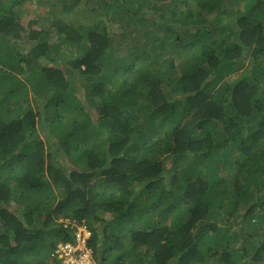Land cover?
<instances>
[{"label":"trees","instance_id":"trees-1","mask_svg":"<svg viewBox=\"0 0 264 264\" xmlns=\"http://www.w3.org/2000/svg\"><path fill=\"white\" fill-rule=\"evenodd\" d=\"M66 218L97 264H264V0H0V264Z\"/></svg>","mask_w":264,"mask_h":264},{"label":"built area","instance_id":"built-area-1","mask_svg":"<svg viewBox=\"0 0 264 264\" xmlns=\"http://www.w3.org/2000/svg\"><path fill=\"white\" fill-rule=\"evenodd\" d=\"M63 227L72 230L73 241H62L55 246L52 257L55 258L56 264H97L87 246V240L91 235L87 224L65 219Z\"/></svg>","mask_w":264,"mask_h":264},{"label":"rangeland","instance_id":"rangeland-1","mask_svg":"<svg viewBox=\"0 0 264 264\" xmlns=\"http://www.w3.org/2000/svg\"><path fill=\"white\" fill-rule=\"evenodd\" d=\"M93 3V2H92ZM52 7L51 6H48V10H50ZM151 11V9L150 10H148V12H150ZM39 12H41V11H39ZM97 13H101V11H99V12H97ZM151 13H152V11L149 13V15H148V17L149 16H151ZM53 36L54 35H50L49 36V38H48V40H50L51 38H53ZM34 41H36V40H34ZM34 41H31V42H28V43H26L25 41H22V42H20V41H18L17 42V44H18V47H20L22 50H23V52H25V50H27V48L28 47H30V46H32L33 44H34ZM53 41V40H52ZM29 98L27 99L28 100V102H31V97H30V95L28 96ZM38 140L39 141H43L44 140V137L41 135V134H39V137H38ZM66 158V157H65ZM65 158L63 157V159L65 160ZM57 166H59V162H58V159H57ZM59 221V219H57V222ZM249 229V228H248ZM250 230V229H249Z\"/></svg>","mask_w":264,"mask_h":264},{"label":"clouds","instance_id":"clouds-1","mask_svg":"<svg viewBox=\"0 0 264 264\" xmlns=\"http://www.w3.org/2000/svg\"><path fill=\"white\" fill-rule=\"evenodd\" d=\"M66 219H68V218H66ZM59 221H62V219H60ZM90 230V229H89ZM91 231V230H90ZM92 233V232H91ZM91 236V235H90ZM64 241H66V240H64ZM70 241V240H69ZM60 242H62V241H59V242H57L56 243V245L55 246H57V244L58 243H60ZM88 246V245H87ZM55 248V247H54ZM53 248V249H54ZM89 249H90V247H88ZM91 250V249H90ZM53 251V250H52ZM52 251H51V253H50V255H49V259H50V264H56V260H55V258H53L52 257ZM91 257H92V259L96 262V260L94 259V256L93 255H91ZM97 263V262H96ZM49 264V263H48Z\"/></svg>","mask_w":264,"mask_h":264}]
</instances>
